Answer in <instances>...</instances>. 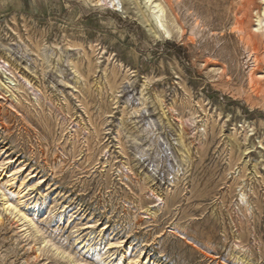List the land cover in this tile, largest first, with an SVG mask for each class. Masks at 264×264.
<instances>
[{
	"label": "rangeland",
	"instance_id": "obj_1",
	"mask_svg": "<svg viewBox=\"0 0 264 264\" xmlns=\"http://www.w3.org/2000/svg\"><path fill=\"white\" fill-rule=\"evenodd\" d=\"M244 6L0 0V264H264Z\"/></svg>",
	"mask_w": 264,
	"mask_h": 264
},
{
	"label": "bare ground",
	"instance_id": "obj_2",
	"mask_svg": "<svg viewBox=\"0 0 264 264\" xmlns=\"http://www.w3.org/2000/svg\"><path fill=\"white\" fill-rule=\"evenodd\" d=\"M257 3L258 0H245V6L243 9L242 18L237 21V26H238V30L243 34L245 40L248 43H252L255 46L254 56H253V63L255 66V70L250 77V84L253 85L254 87L255 97L260 98L264 101V79L262 76L259 75L261 73L262 67L264 66V57L262 56V54L260 53L261 51L259 50L260 49L259 46L262 44V42H261V38L258 35L254 34L253 31H251V27H250V19H252L251 16L254 15L253 13H257L256 10L259 7ZM172 12L174 11L172 10Z\"/></svg>",
	"mask_w": 264,
	"mask_h": 264
}]
</instances>
